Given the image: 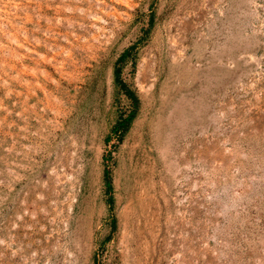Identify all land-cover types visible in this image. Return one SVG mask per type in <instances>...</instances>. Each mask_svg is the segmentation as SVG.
I'll return each mask as SVG.
<instances>
[{"label":"rangeland","instance_id":"374dc122","mask_svg":"<svg viewBox=\"0 0 264 264\" xmlns=\"http://www.w3.org/2000/svg\"><path fill=\"white\" fill-rule=\"evenodd\" d=\"M0 264H264V0H0Z\"/></svg>","mask_w":264,"mask_h":264},{"label":"trees","instance_id":"16d2710c","mask_svg":"<svg viewBox=\"0 0 264 264\" xmlns=\"http://www.w3.org/2000/svg\"><path fill=\"white\" fill-rule=\"evenodd\" d=\"M127 53H128V51L123 52L121 54V56L118 58L117 62H122L124 60L125 56L127 55ZM117 73L118 72L115 73L116 80H118ZM131 119H132V114H129L124 118L118 119L117 122L115 123L114 127H113V131L114 132L121 131V133L125 132L127 127L130 124Z\"/></svg>","mask_w":264,"mask_h":264}]
</instances>
